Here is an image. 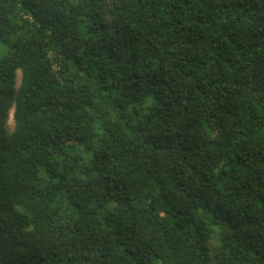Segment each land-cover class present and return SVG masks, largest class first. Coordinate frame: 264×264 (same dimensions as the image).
Here are the masks:
<instances>
[{
	"label": "trees",
	"instance_id": "16d2710c",
	"mask_svg": "<svg viewBox=\"0 0 264 264\" xmlns=\"http://www.w3.org/2000/svg\"><path fill=\"white\" fill-rule=\"evenodd\" d=\"M0 264H264V0H0Z\"/></svg>",
	"mask_w": 264,
	"mask_h": 264
},
{
	"label": "rangeland",
	"instance_id": "374dc122",
	"mask_svg": "<svg viewBox=\"0 0 264 264\" xmlns=\"http://www.w3.org/2000/svg\"><path fill=\"white\" fill-rule=\"evenodd\" d=\"M18 86L20 85V74L18 73V80H17ZM8 130L11 131L14 127V122H13V112L10 113V117L7 123Z\"/></svg>",
	"mask_w": 264,
	"mask_h": 264
}]
</instances>
